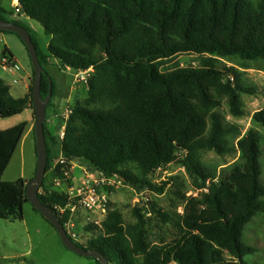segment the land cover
<instances>
[{
    "label": "trees",
    "instance_id": "obj_1",
    "mask_svg": "<svg viewBox=\"0 0 264 264\" xmlns=\"http://www.w3.org/2000/svg\"><path fill=\"white\" fill-rule=\"evenodd\" d=\"M17 2L20 15L39 23L49 37L43 52L30 29L2 15L6 11L0 0V19L30 34L45 70L43 98L51 85L47 108L55 95V84L45 69L52 60L73 72L92 69L86 96L70 109L62 140L48 132L45 118L44 177L61 154L67 162L86 165L94 175L120 179L136 191L162 193L166 184L157 186L150 177L179 155L194 189L206 190L200 198L186 199L182 214L149 203L161 224L176 232L169 242L147 240L146 222L137 209L134 224H125L118 211L108 210L95 241L83 245L71 240L101 252L110 264H244L243 259L256 251L243 242L245 227L264 214L259 164L263 137L257 129L264 130V107L252 115L253 126L241 136L238 125L227 121L220 109L226 104L233 118L242 117L240 95L253 90L242 84L237 69L222 65L219 58L262 61L264 72V0ZM181 54L203 60L196 67L161 71L164 61ZM33 79L32 70L28 93L18 99L0 80L1 119L28 108L33 111ZM26 127L23 122L0 131V219L9 222L22 221L23 205L29 203L27 182L1 180ZM234 144L239 159L219 172L199 160L201 151L224 156L235 149ZM128 164L139 173L126 169ZM54 171L55 179L62 177L60 166ZM44 183L43 178L39 200L65 228L71 212L59 214L54 207L68 205V196L43 191Z\"/></svg>",
    "mask_w": 264,
    "mask_h": 264
},
{
    "label": "rangeland",
    "instance_id": "obj_2",
    "mask_svg": "<svg viewBox=\"0 0 264 264\" xmlns=\"http://www.w3.org/2000/svg\"><path fill=\"white\" fill-rule=\"evenodd\" d=\"M11 2L12 0H1V5L12 13L14 8L10 7ZM6 19H10V16H7ZM20 23L30 29L32 37L41 48L45 39H48L42 26L34 20L26 21L24 18H20ZM2 34H6V37L0 40V51L8 47L20 69L11 75L4 72L0 67V80L10 86L12 97L21 98L25 96L26 85L28 84V80L25 78L26 72L32 68L30 58L24 44L16 35ZM202 60V57L194 54L177 55L164 61L161 71L167 73L179 67H196L200 65ZM219 60L222 65L237 69L241 73L242 84L253 90V94L242 93L240 95L243 110L242 117L233 118L229 114L226 104H223L220 109L227 121L238 125L239 133L242 136L253 126L251 122L252 115L264 107L263 63L262 61H242L236 58H219ZM45 69L56 87L55 95L51 100L53 114L50 113L52 109L48 108L46 115L47 118L52 119L51 126L56 127L60 123V116L66 115L76 102L81 101L86 96L87 84L76 80L73 71H65L62 68L58 69L52 66H46ZM13 80L16 81V84L12 83ZM26 115L27 113L22 115L19 121H24ZM32 116L35 123L34 115ZM257 129L263 137L261 143L263 149L259 164L261 179L264 181V130ZM33 138L35 139L34 135H32ZM24 144V146L19 145L15 149L3 173L1 179L3 182H14L19 179L27 182L34 178L37 165L36 148L34 149L33 141L31 144H29V141ZM234 148L231 153L224 156H218L210 150L201 151L199 160L207 169H216L219 172L222 168L229 167L239 159L240 153L235 144ZM60 156L61 154L56 157L52 170L44 177L43 191L58 190L68 194L71 190L76 191L81 187L82 182H86V186L91 189L96 186V181H100L92 170L80 162L58 163ZM182 159L181 156L177 155L176 159L164 169H158L151 175V181L157 186L166 184L162 193H153L148 190L136 191L117 178L113 180L111 185L98 182V192L106 198L107 213L108 210L118 211L125 224H134L136 222L134 211L137 209L146 222L145 231L149 242H158L160 239L165 242L172 240L176 232L171 227L161 224L159 218L151 211L149 203L165 211L182 214L186 199L200 198L205 192L204 190L194 189L193 182L181 163ZM57 166H60L63 175L55 179L54 169ZM125 168L134 174L139 173L134 164H128ZM40 192L42 190H39ZM22 212V221L9 222L0 219V264H67L61 258L55 257L52 251L53 242L60 245V239L56 231L40 214L33 210L31 204L25 203ZM105 217L99 211L77 207L70 214L69 219L73 225L71 232L77 238L76 242L86 245L90 241H95L102 234L100 226ZM243 242L256 250L243 259L244 264H264V214L255 217L246 225Z\"/></svg>",
    "mask_w": 264,
    "mask_h": 264
},
{
    "label": "water",
    "instance_id": "obj_3",
    "mask_svg": "<svg viewBox=\"0 0 264 264\" xmlns=\"http://www.w3.org/2000/svg\"><path fill=\"white\" fill-rule=\"evenodd\" d=\"M0 31L10 32L16 34L24 44L30 63L32 66L34 79L32 83L31 100L34 111V132H35V147L37 156V165L34 178L27 183L25 191V197L31 206L54 228L59 236L61 243L71 252L78 256L94 258L99 264H110L106 257L99 251L93 249H83L74 243L67 235L64 228L57 220L54 212L45 206L39 200V190L43 183V178L47 166V152L46 143L44 137V121L46 118V109L51 99V85L49 84L48 94L45 98L41 95V81L42 76L45 74V70L39 62L35 46L31 40L28 31L20 25L13 24L11 22L0 19ZM223 264H240L239 262H226Z\"/></svg>",
    "mask_w": 264,
    "mask_h": 264
},
{
    "label": "crops",
    "instance_id": "obj_4",
    "mask_svg": "<svg viewBox=\"0 0 264 264\" xmlns=\"http://www.w3.org/2000/svg\"><path fill=\"white\" fill-rule=\"evenodd\" d=\"M18 4L17 0H12L11 4H10V7L13 9L16 5ZM3 9L6 11V13H3L2 15L4 17H7V16H10V19H7V20H17L18 22H20V18H24L26 21L28 20H31L27 17H25L24 15H20V14H15L14 11L11 13L10 11H8L3 5H2ZM6 37V34H2V32L0 31V40H3V38ZM48 42H49V37L48 39H45L44 41V45L41 46V50L43 52L46 51V48H47V45H48ZM1 54H7L13 61L16 62L13 54L11 53V51L8 49V47H5L2 51H0ZM17 63V62H16ZM18 64V63H17ZM49 66H52V67H56L58 69H61V67L59 66V64L55 61V60H52L50 62V65ZM20 69V67H19ZM65 71H71L69 68H66L64 69ZM15 73V72H14ZM25 78L26 80H28V84L26 85V94L28 93V90H29V86H30V83H31V78H32V68L31 70L27 71L26 72V75H25ZM3 81V80H2ZM14 81V80H13ZM12 81V83H13ZM5 83V82H4ZM6 84V83H5ZM13 84H16V83H13ZM9 86V85H8ZM10 87V86H9ZM56 88V87H55ZM11 94V93H10ZM25 94V95H26ZM12 96V95H11ZM14 98V97H13ZM22 98V97H21ZM15 99H18V98H15ZM51 108V114H53V107H52V104L51 106L49 107ZM48 109V108H47ZM47 112V110H46ZM67 112V111H66ZM25 113H27L24 121H19L21 118H22V115H24ZM66 114V113H65ZM33 111L32 109L28 108V109H25L21 114L19 115H16V116H13L11 118H8V119H1L0 118V131H3V130H6V129H9L15 125H18L20 123H26L27 124V127H26V130H25V133L23 135V137L21 138V141L19 143V145L24 146L25 142L29 141V144L32 143L33 141V144H34V149L36 148L35 147V139L33 138L32 139V135H33V129H34V120H33ZM66 115H63L62 117L60 116V123L57 124L56 127H52L51 124H52V119L51 118H47V115H46V128L48 130V132L52 135V136H58L61 128L63 126H65V123L64 122ZM17 122H20V123H17ZM18 145V146H19ZM17 146V147H18ZM29 182V181H27ZM23 220V219H22ZM54 229V228H53ZM57 234V233H56ZM58 235V234H57ZM59 237V236H58ZM54 246H53V249L52 251L54 252V255L55 257L57 258H61L62 260H64L65 262H67V264H98L96 261L92 260V259H88L87 257H82V256H78L76 254H73V252H71L70 250H68L60 241V246L59 244H57L56 242H53Z\"/></svg>",
    "mask_w": 264,
    "mask_h": 264
},
{
    "label": "built area",
    "instance_id": "obj_5",
    "mask_svg": "<svg viewBox=\"0 0 264 264\" xmlns=\"http://www.w3.org/2000/svg\"><path fill=\"white\" fill-rule=\"evenodd\" d=\"M14 13L20 14V10L18 9V4L14 7ZM0 67L1 69L9 73L11 75L14 74V72L19 70V65L13 61L7 54H2L0 57ZM92 72V69H89L87 71H77L74 72V77L76 80L82 81L84 83H87V79ZM13 83H16L14 80ZM70 113V110L67 112L66 117H64L65 121L68 119V115ZM64 128L63 126L58 134L60 140L63 139L64 137ZM58 163L60 164H68L71 162H67L62 156H60ZM66 174V173H65ZM100 181L99 183H107L108 185H111L113 183V180L116 178L112 179H107L101 175H96ZM97 181L95 182V185L93 188L89 189L86 186V182H82V186L79 187L76 191L71 190L67 196L69 200V204L66 205L65 207H60V206H55L54 209L59 213L63 214L66 210H69L71 213L76 210L77 207L84 208L86 210H96L99 211L102 215H107V206H106V198L98 192V183ZM206 192V190H204ZM73 225L70 221H68L65 224L64 230L66 231L67 235L74 241H76V235L71 232ZM237 262V261H235Z\"/></svg>",
    "mask_w": 264,
    "mask_h": 264
}]
</instances>
